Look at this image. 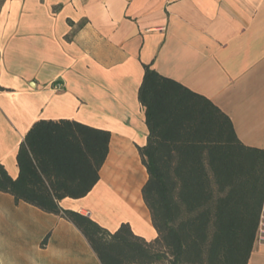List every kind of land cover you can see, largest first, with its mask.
<instances>
[{"label":"crops","instance_id":"crops-1","mask_svg":"<svg viewBox=\"0 0 264 264\" xmlns=\"http://www.w3.org/2000/svg\"><path fill=\"white\" fill-rule=\"evenodd\" d=\"M146 65L208 98L243 144L264 150V0H0V165L19 176L38 121L110 132L96 187L59 205L153 242L140 155ZM254 244L248 264H264V242ZM0 264L102 263L73 222L0 192Z\"/></svg>","mask_w":264,"mask_h":264},{"label":"trees","instance_id":"trees-1","mask_svg":"<svg viewBox=\"0 0 264 264\" xmlns=\"http://www.w3.org/2000/svg\"><path fill=\"white\" fill-rule=\"evenodd\" d=\"M139 102L149 133L140 155L149 176L143 199L159 234L153 242L129 224L110 233L59 205L96 187L110 132L38 121L19 148V176L0 165V192L73 222L102 264H248L264 206V150L243 144L208 98L151 65Z\"/></svg>","mask_w":264,"mask_h":264},{"label":"built area","instance_id":"built-area-1","mask_svg":"<svg viewBox=\"0 0 264 264\" xmlns=\"http://www.w3.org/2000/svg\"><path fill=\"white\" fill-rule=\"evenodd\" d=\"M56 89L61 90V86L57 85ZM258 229H259V231H258L257 238H256L255 242H257V241L258 242H264V206H263V209L261 212V219H260V224H259Z\"/></svg>","mask_w":264,"mask_h":264}]
</instances>
